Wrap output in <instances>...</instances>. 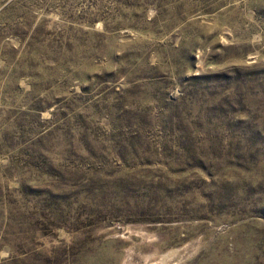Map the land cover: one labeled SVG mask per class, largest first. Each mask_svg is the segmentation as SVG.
Masks as SVG:
<instances>
[{"label": "rangeland", "instance_id": "1", "mask_svg": "<svg viewBox=\"0 0 264 264\" xmlns=\"http://www.w3.org/2000/svg\"><path fill=\"white\" fill-rule=\"evenodd\" d=\"M0 264H264V0H0Z\"/></svg>", "mask_w": 264, "mask_h": 264}]
</instances>
